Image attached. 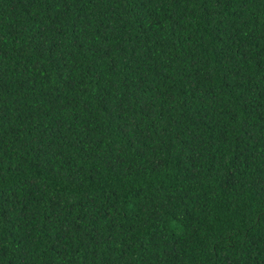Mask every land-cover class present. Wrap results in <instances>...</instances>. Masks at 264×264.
I'll return each instance as SVG.
<instances>
[{"label":"trees","instance_id":"obj_1","mask_svg":"<svg viewBox=\"0 0 264 264\" xmlns=\"http://www.w3.org/2000/svg\"><path fill=\"white\" fill-rule=\"evenodd\" d=\"M0 264H264V0H0Z\"/></svg>","mask_w":264,"mask_h":264}]
</instances>
